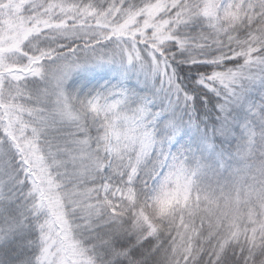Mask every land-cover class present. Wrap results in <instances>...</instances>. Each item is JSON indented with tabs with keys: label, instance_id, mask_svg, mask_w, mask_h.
<instances>
[{
	"label": "snow or ice",
	"instance_id": "6c2138e0",
	"mask_svg": "<svg viewBox=\"0 0 264 264\" xmlns=\"http://www.w3.org/2000/svg\"><path fill=\"white\" fill-rule=\"evenodd\" d=\"M0 264H264V0H0Z\"/></svg>",
	"mask_w": 264,
	"mask_h": 264
},
{
	"label": "trees",
	"instance_id": "16d2710c",
	"mask_svg": "<svg viewBox=\"0 0 264 264\" xmlns=\"http://www.w3.org/2000/svg\"><path fill=\"white\" fill-rule=\"evenodd\" d=\"M76 77H73V80H75ZM73 83V81H69V85L71 86V84Z\"/></svg>",
	"mask_w": 264,
	"mask_h": 264
}]
</instances>
